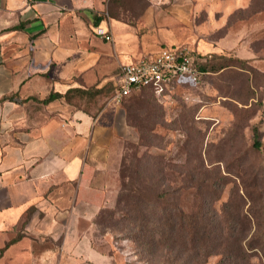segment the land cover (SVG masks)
Returning <instances> with one entry per match:
<instances>
[{"label":"crops","instance_id":"0c3cea01","mask_svg":"<svg viewBox=\"0 0 264 264\" xmlns=\"http://www.w3.org/2000/svg\"><path fill=\"white\" fill-rule=\"evenodd\" d=\"M103 9L102 0H0V264H98L88 230L109 202L125 114L111 98L96 115L42 100L117 87L123 64L176 46L154 1L145 31Z\"/></svg>","mask_w":264,"mask_h":264},{"label":"rangeland","instance_id":"374dc122","mask_svg":"<svg viewBox=\"0 0 264 264\" xmlns=\"http://www.w3.org/2000/svg\"><path fill=\"white\" fill-rule=\"evenodd\" d=\"M153 1L163 10L161 33L176 38L174 45L213 59L222 55L225 65L198 81L182 77L159 93H140L141 101L129 109V117L131 100L121 104L128 128L110 171L114 184L104 197L108 204L88 230L100 253L95 257L98 264H150L146 251L121 230L126 212L112 213L125 152L143 157V162L150 158V166L161 159L162 186L177 189L176 203L185 215L201 209L214 221L224 218L221 213L229 200L234 209L248 213L260 206L252 197L264 198V0H102L107 15L140 24V31L150 29L141 18ZM255 125L263 143L259 150L252 146ZM198 172L204 176L201 185L183 179ZM214 179L220 180L216 186L211 184ZM250 253V264H264L263 242H255ZM220 257L212 254L205 264H216Z\"/></svg>","mask_w":264,"mask_h":264},{"label":"trees","instance_id":"16d2710c","mask_svg":"<svg viewBox=\"0 0 264 264\" xmlns=\"http://www.w3.org/2000/svg\"><path fill=\"white\" fill-rule=\"evenodd\" d=\"M112 16L120 18L118 15ZM192 52L195 55L199 79L225 65L221 60L226 57L222 55H216L213 59L212 55ZM115 89L111 84L103 87H74L64 94L52 92L42 101L49 102L64 97L70 104L96 115L107 103L106 99L112 98ZM147 90L157 92L155 87L148 86L124 97L121 104L128 99L132 101L128 106L127 117L129 109L141 101L137 95ZM260 135L258 126H253L252 146L255 150L262 147ZM143 161V157L138 155L131 156L127 152L123 154L119 171L121 186L112 213L114 215L117 211L126 212L121 230H126L133 241L146 251L150 264H205L212 254L221 256L216 264H250L253 244L260 241L264 243V220L259 221L254 216L257 213L264 218V198L262 200V197H252L251 200L260 206L248 213L239 208L234 209L229 200L224 204L221 213L224 218L214 221L206 218L201 209L185 215L176 203L177 189L162 186V169L159 167L161 159L155 158L151 166L150 158L147 162ZM185 178L200 185L204 183L201 172L195 175L188 173L183 179ZM219 182V179H214L211 184L216 186ZM231 216L238 217L234 220ZM252 228L256 230L249 238Z\"/></svg>","mask_w":264,"mask_h":264},{"label":"built area","instance_id":"2783aa9c","mask_svg":"<svg viewBox=\"0 0 264 264\" xmlns=\"http://www.w3.org/2000/svg\"><path fill=\"white\" fill-rule=\"evenodd\" d=\"M94 32L107 41L114 39L112 32L103 25L96 26ZM182 77L199 80L195 55L186 47L164 46L153 55L143 56L138 61L121 66V81L111 101L121 104L127 95L148 86L155 87L159 93L170 82Z\"/></svg>","mask_w":264,"mask_h":264}]
</instances>
